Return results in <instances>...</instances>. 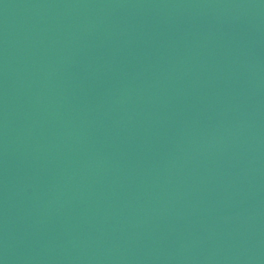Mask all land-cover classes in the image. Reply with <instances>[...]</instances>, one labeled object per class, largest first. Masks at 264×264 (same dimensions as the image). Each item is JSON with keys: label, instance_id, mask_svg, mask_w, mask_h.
Returning <instances> with one entry per match:
<instances>
[{"label": "water", "instance_id": "95a60500", "mask_svg": "<svg viewBox=\"0 0 264 264\" xmlns=\"http://www.w3.org/2000/svg\"><path fill=\"white\" fill-rule=\"evenodd\" d=\"M0 264H264V0H0Z\"/></svg>", "mask_w": 264, "mask_h": 264}]
</instances>
